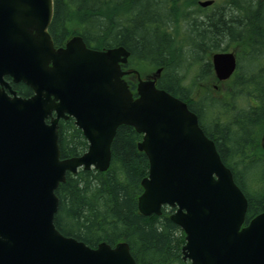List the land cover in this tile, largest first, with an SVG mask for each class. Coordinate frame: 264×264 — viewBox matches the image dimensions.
Returning <instances> with one entry per match:
<instances>
[{"label":"water","instance_id":"1","mask_svg":"<svg viewBox=\"0 0 264 264\" xmlns=\"http://www.w3.org/2000/svg\"><path fill=\"white\" fill-rule=\"evenodd\" d=\"M53 16L54 0H0V264H137L128 243L93 248L55 225L57 189L68 173L107 172L121 126L143 135L139 150L149 160L139 211L150 217L174 210L185 261L264 264V212L246 224L245 194L199 117L157 87L162 69L146 78L124 71L131 56L125 47L97 50L80 36L56 48ZM211 61L219 82L238 68L236 51L214 53ZM130 75L138 79L136 97L124 80ZM7 78L34 94L19 96ZM70 118L89 149L62 159L59 124Z\"/></svg>","mask_w":264,"mask_h":264},{"label":"trees","instance_id":"2","mask_svg":"<svg viewBox=\"0 0 264 264\" xmlns=\"http://www.w3.org/2000/svg\"><path fill=\"white\" fill-rule=\"evenodd\" d=\"M49 32L56 47L80 36L97 50L125 47L131 53L126 69H162L157 87L199 117L245 194L246 224L264 212V174L257 172L264 162V75L242 66L257 61L264 73V0H216L208 9H198L196 0H54ZM230 48L238 69L218 93L209 87L216 81L211 56ZM126 81L136 96L137 78ZM12 86L22 97L33 95L23 83ZM142 139L133 127L121 126L107 172L68 173L56 191L55 225L93 248L128 243L137 264H191L182 255L185 234L170 219L174 210L164 207L161 216L150 217L139 211L150 168L139 150ZM59 147L62 159L89 149L72 118L59 124Z\"/></svg>","mask_w":264,"mask_h":264},{"label":"rangeland","instance_id":"3","mask_svg":"<svg viewBox=\"0 0 264 264\" xmlns=\"http://www.w3.org/2000/svg\"><path fill=\"white\" fill-rule=\"evenodd\" d=\"M204 1H208V0H196V6H197V8L198 9H203V8H201L200 6H199V2H204ZM232 49H234V48H230L228 51H231ZM256 64L259 66V67H261V64L260 63H258L257 61H256ZM256 64L255 63H250V61H246L245 63H243L242 64V66L244 67V69L245 70H255L256 71V73L257 74H262V75H264V73H262L261 71H259L258 72V70H259V68L256 66ZM144 74H142L143 75V77H149V76H152V75H154L155 74V71L153 72H151V71H145V72H143ZM210 83H211V81H210ZM215 85L216 86H218V87H220L221 85L220 84H218V83H215V84H210V86L209 87H211L212 89H214L216 92H218L219 93V91L220 90H218V89H216L215 88ZM206 123L210 126V124H211V122H210V118L208 117V119H206ZM257 172H259L261 175H263L264 174V162L262 163V165L260 166V168L258 169V171ZM256 172V173H257Z\"/></svg>","mask_w":264,"mask_h":264},{"label":"bare ground","instance_id":"4","mask_svg":"<svg viewBox=\"0 0 264 264\" xmlns=\"http://www.w3.org/2000/svg\"><path fill=\"white\" fill-rule=\"evenodd\" d=\"M236 73V72H235Z\"/></svg>","mask_w":264,"mask_h":264}]
</instances>
